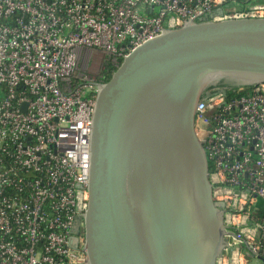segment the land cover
<instances>
[{"label":"built area","instance_id":"obj_1","mask_svg":"<svg viewBox=\"0 0 264 264\" xmlns=\"http://www.w3.org/2000/svg\"><path fill=\"white\" fill-rule=\"evenodd\" d=\"M263 17L264 0H0V264H88L89 135L107 72L187 21ZM194 127L229 215L219 264H264V83L208 89Z\"/></svg>","mask_w":264,"mask_h":264},{"label":"water","instance_id":"obj_2","mask_svg":"<svg viewBox=\"0 0 264 264\" xmlns=\"http://www.w3.org/2000/svg\"><path fill=\"white\" fill-rule=\"evenodd\" d=\"M258 83L264 17L164 30L98 84L83 215L88 264H219L229 215L212 197L196 106L211 87Z\"/></svg>","mask_w":264,"mask_h":264},{"label":"trees","instance_id":"obj_3","mask_svg":"<svg viewBox=\"0 0 264 264\" xmlns=\"http://www.w3.org/2000/svg\"><path fill=\"white\" fill-rule=\"evenodd\" d=\"M112 74V72H107L106 75H105V78L103 79L104 81L108 80L110 75ZM216 88H219L217 86H214V87H211L209 89H216ZM224 90H231L233 89V87H222Z\"/></svg>","mask_w":264,"mask_h":264},{"label":"rangeland","instance_id":"obj_4","mask_svg":"<svg viewBox=\"0 0 264 264\" xmlns=\"http://www.w3.org/2000/svg\"><path fill=\"white\" fill-rule=\"evenodd\" d=\"M88 51H89V50H88ZM91 54H92V52H90L87 56L90 57ZM92 70H96V68H95V69L92 68ZM252 264H258V263H257V262H253Z\"/></svg>","mask_w":264,"mask_h":264}]
</instances>
